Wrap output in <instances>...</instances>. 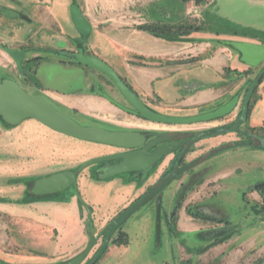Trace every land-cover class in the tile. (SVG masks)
<instances>
[{"label":"rangeland","instance_id":"rangeland-1","mask_svg":"<svg viewBox=\"0 0 264 264\" xmlns=\"http://www.w3.org/2000/svg\"><path fill=\"white\" fill-rule=\"evenodd\" d=\"M19 1H21L18 3L19 18L11 19L3 12V7L15 4V2L0 0V21L2 26L6 24L8 40L11 38L8 23L11 22L15 29L25 30L20 36H22L23 42L33 46L37 39L31 40L32 36L28 27V20L32 18L33 14L28 8L27 0ZM195 4H197L196 1ZM200 10L201 13L196 21L187 22L188 24L183 25L181 32H178V37L187 39L192 36L193 42L197 45H178L176 48L182 47L187 54H191V50L201 53L206 48L201 43H207L206 39L211 37L214 39L211 38L215 48L225 46L223 40L228 39L264 45V13L258 9L241 12L239 18L242 22L241 26L231 23L230 19L224 17L216 18L218 21L212 22L209 12L207 13L205 8H200ZM161 27L159 28L164 30L167 36H172L169 26ZM197 28H199L198 31H196ZM44 33L47 34V31ZM79 42L80 40L75 41L63 36L62 41L57 38L55 42L48 41L44 45L56 49H58L57 47L75 48ZM8 43L6 46L10 48L11 43ZM229 49L239 60L238 53L232 48ZM53 54L50 51L42 50L41 56L45 57L42 59L47 60L41 65L26 62L23 64V72L20 73L16 62L10 58V55L1 51L0 65L5 64L7 67H0V80L4 77L18 80L25 91L48 101L83 125L113 131L140 130L177 134L202 132L221 128L234 120L243 101H240L239 107L232 114L210 123L185 126L150 124L128 111L129 104L105 75L95 70L83 71L82 69H68L64 65H54L51 62ZM33 55L29 51L26 60L35 58ZM58 58L61 59V57ZM199 59H204L202 54ZM107 63L114 69L113 64ZM231 66L233 68H225L224 74L222 73L221 76L211 68L199 67L197 70L199 74L209 75L207 80L209 83H214L215 89L221 88L216 91V97L224 95L209 106L197 109L186 108L179 111L165 108L157 99L147 101L146 104L159 113L178 117H187L213 110L231 100L239 89L244 91L260 71V67L250 69L240 65L238 61L231 63ZM45 89L57 90L62 93L84 90L85 95H98L100 98L61 96L46 93ZM92 89H95L96 92L92 93ZM104 94L114 102L107 100ZM257 98L260 96L255 95L252 100ZM0 124L2 126L0 128L5 126L1 121ZM247 124L248 121L242 129L247 130ZM141 125L159 129L138 127ZM0 133H3L2 129H0ZM241 140V136L230 133L206 138L195 144L192 152L186 157V162L200 158L199 165L174 181L161 196L163 198V214H170L176 206L179 208L173 225H179L180 212L185 209L183 213L188 215H196L197 211H201L204 215L201 221L207 223L209 228H200V230L188 228L186 231L181 228H169L163 221L164 219L159 227L157 200L154 199L135 212L121 228V232L128 235L129 244L118 246L111 243L97 264H264V211L260 216H255L253 209L258 207L264 210V198L262 196L260 202H255L251 198V194L254 192L253 187L264 183V150H255L249 145L239 146ZM0 147L2 148L0 152L2 198L7 203L19 201L20 198H23L24 203L35 200L36 204L34 205H37L35 206L37 208L33 211L37 217L48 215L53 225L67 229V234H64L65 239L62 237L60 240V237H56L58 238L57 242L61 244V247L59 246L57 251L55 250L56 253L63 246L64 249L61 250V253H64L68 245L76 253L78 245L81 244L76 256L84 251L89 243L86 230L88 211L85 209V205L92 212L94 221L91 230L98 239L112 220L149 189L161 183L162 177L172 168L171 161L174 157V154L168 156L145 181L140 174L132 173L103 180L101 174L104 166L95 165L79 175L78 190L72 187L59 194L34 199L30 197L29 192L35 180L57 172L75 170L89 160L116 155L121 150L67 137L36 120H27L15 128H7L5 136L1 135L0 137ZM222 148H224L223 152H216ZM210 153L215 157L209 158ZM18 178H23V180L16 182L15 180ZM256 192L261 194V191ZM81 199L85 203L84 208L81 206ZM15 209L14 211H16ZM64 215H73L74 219L65 220L63 223L61 217ZM212 216L220 218V221L218 219H216L217 221L209 220ZM228 219L229 221H226ZM9 221L10 219L6 217L4 219L0 217V227H10ZM225 225H230L228 234H232V238L225 243L205 249L212 242L218 241L219 238H214L213 234L217 230L225 229L220 228ZM244 225L246 228H242ZM116 239H118V234L113 237V240ZM33 243L34 245L38 244ZM100 244L99 238L88 258L93 256ZM34 245L30 246L33 251L27 250L30 249L29 246L24 250H19L13 262L15 264H54L53 260L40 257L48 252L46 246L38 250L40 247ZM36 250H38L39 256L35 255L34 251ZM4 259H0V264H7ZM70 259L62 261L66 262ZM54 260L56 261L57 257Z\"/></svg>","mask_w":264,"mask_h":264},{"label":"crops","instance_id":"crops-1","mask_svg":"<svg viewBox=\"0 0 264 264\" xmlns=\"http://www.w3.org/2000/svg\"><path fill=\"white\" fill-rule=\"evenodd\" d=\"M11 1H14L17 6L9 4L3 8L12 10L19 15L18 3L21 1ZM27 3L33 14L32 18L28 20L31 40L37 39V42L33 46L23 42L20 35L25 30L15 29L11 22L8 23V26L10 25L9 36H11L8 40L6 24L2 26L0 21V52L8 54L5 51L8 42L11 43V49L25 51L26 55L31 51L34 57H43L41 56L42 50L56 53V51L62 50L77 52L79 48L84 49L105 63L113 64L114 70L145 103L157 99L165 108L179 111L186 108L197 109L209 106L224 96H219V98L215 96L216 91L221 88L215 89L214 83L208 82V74H199L197 71L199 67L211 68L220 76L222 73L224 74L225 68L232 67L231 63L238 61L240 65L247 67L240 58L239 60L236 58L229 47L218 46L215 48L212 37L213 40L210 38L206 39L207 43H201L206 46L201 53L191 50V54H187L182 47L176 48L178 45H197L193 42L192 36L187 39L178 37V32H181L183 25L196 21L201 13L200 8H205L207 13L209 12L212 22L218 21L216 18L224 17L230 19L231 23L240 26L242 25L239 19L241 12L258 9L264 13V0H205L197 4H195V0H27ZM74 6L78 7L91 31L83 33L76 29L71 14ZM143 26L154 28L169 26L172 36H158L141 29ZM45 31L47 34L44 33ZM63 36L75 41L80 40V42L75 48L57 47L58 49H56L44 45L48 41L55 42L57 38L62 41ZM228 40L230 41V39ZM201 54L204 58L202 60L199 59ZM10 58L13 60L11 56ZM45 60L47 59L38 64L41 65ZM51 62L54 65H64L68 69L87 71L83 66L65 63L62 58L57 56H52ZM0 67L6 68L7 66L2 64ZM77 78L82 80L80 77ZM83 91L62 93L57 90L45 89L46 93L61 96L100 98L98 95H85L86 92ZM258 95L260 98L254 103L250 116L249 125L251 127L264 126V81L260 85ZM0 129L3 131L0 133V137L1 135L5 136L7 128L4 126ZM1 149L0 147V152ZM251 198L255 202L261 201V195L256 191L252 192ZM34 204H36L35 200L30 203L16 201L0 204V217L10 219L9 224L11 225L7 228L0 227V259L5 258L4 262L6 260L7 264H15L13 259L18 255L19 250H24L29 246L30 249L27 250L33 251L30 247L31 244L34 245L33 242L38 243L34 245L40 247L38 250L46 246L48 252L40 257L41 259H51L54 264H60V262H64L62 260L76 256L81 244L78 245L76 253L69 245L64 253H61L64 246L56 253L57 247H61L56 237H60V240L62 237L65 239L64 234H67V229L53 225L48 215L37 217L33 211L36 210L35 206L37 205ZM184 211L185 209L180 212L178 228L185 231L188 228H192V230L209 228L207 223L201 221L204 217L188 215L183 213ZM61 218H63V223L65 220L74 219L73 215H64ZM38 250L34 252L39 256ZM29 254L31 255V252ZM55 257H57L56 261Z\"/></svg>","mask_w":264,"mask_h":264},{"label":"water","instance_id":"water-1","mask_svg":"<svg viewBox=\"0 0 264 264\" xmlns=\"http://www.w3.org/2000/svg\"><path fill=\"white\" fill-rule=\"evenodd\" d=\"M3 12L10 18L19 17V15L12 10L4 9ZM71 14L74 18V25L78 31L83 33L91 31L87 21L83 18L77 6L72 8ZM158 36L165 37L163 35ZM223 45L234 49L238 53L240 60L246 64L248 68H257L263 65V70L252 82V85L244 98L241 116L233 126V130L237 131L249 117L252 96L259 85L260 77L264 75V45L234 40H223ZM5 51L16 62L18 71L20 73L23 72V62L26 60V52L16 51L9 47H6ZM76 58L79 65L105 75L114 84L132 108L130 111L150 123L170 126L210 123L232 114L240 104V94H237L227 103H224L223 105L210 111L201 112L187 117L168 116L151 109L126 85L119 74L104 61L95 57L86 56L82 50H79L76 54ZM105 97L110 102H113V100L108 96ZM0 119L13 127H17L27 120H36L47 128L73 139L118 149L134 150L120 155L95 158L81 164L75 170L61 171L41 177L34 181L29 192L37 197L59 194L72 187L78 190V177L82 172L92 166L116 160L121 161L115 166L102 169L101 178L103 180L114 178L125 173L140 172L143 174V179H145L164 156L173 154L181 146H183V144H179L173 147H160L156 149L158 145L167 141L168 138H158L147 142L148 137L151 135L150 131H113L101 127L83 125L68 113L54 107L48 101L28 93L22 88L18 80L11 77H4L0 80ZM211 131L212 130H208V132L202 131V134L197 137L195 142H201L206 138L225 133V130H218L216 132ZM261 143L264 147V140ZM189 148L190 145L186 147L185 151L181 155L175 166V170L172 171L164 181H162L157 187H154L144 193L112 221V223L108 226V233L101 249L89 264H97V262L108 250L114 235L117 232H121L120 227L126 223L132 214L137 212L146 203L153 200L161 191L176 181L179 177L199 165L201 159L197 158L185 166H180L181 160L186 155ZM154 149L156 150L152 152ZM211 155L212 153H210L208 157L211 158ZM253 189H264V183L254 186ZM161 202L162 201L159 198L157 204V223L159 227L161 225ZM88 232L90 236V243L86 249L78 256H75L61 264L84 263L86 256L94 244V238L90 232V228H88ZM228 233L229 229L226 230V228L223 230H217V232L215 231L213 237L219 238L218 241L212 242L205 249H209L230 240L233 235Z\"/></svg>","mask_w":264,"mask_h":264},{"label":"flooded vegetation","instance_id":"flooded-vegetation-1","mask_svg":"<svg viewBox=\"0 0 264 264\" xmlns=\"http://www.w3.org/2000/svg\"><path fill=\"white\" fill-rule=\"evenodd\" d=\"M23 49H25V48H23ZM79 50H82L83 51V53L86 55V56H91V57H95V58H98L96 55H94L93 53H87L84 49H78L77 50V52L75 51H65V50H62V51H60V52H56V53H54V52H52L51 51V53H54L53 55L54 56H57V57H61L62 59H63V61H65V63H69V64H72V65H77V66H81V65H79L78 64V62H77V58H76V54L79 52ZM60 54V55H59ZM52 55V56H53ZM27 56V55H26ZM44 58V57H43ZM98 59H100V58H98ZM42 60H44V59H42V57H35V58H33V59H29V60H25L24 62H23V64L24 63H26V62H33V63H35V64H38L40 61H42ZM101 60V59H100ZM103 61V60H102ZM84 67V66H83ZM84 68H86V70L88 69V70H92V69H89V68H87V67H84ZM263 70V65H261L260 66V71H259V73L256 75V77H258L259 76V74H260V72ZM242 72H245V70H242ZM245 75V74H244ZM120 76V75H119ZM264 76V75H263ZM263 76H261L260 77V79H259V85H258V87L263 83H260V81H261V79H262V77ZM121 77V76H120ZM122 78V77H121ZM256 79V78H255ZM254 79V80H255ZM122 80L126 83V85L134 92V90H133V88L122 78ZM253 80V81H254ZM252 81V82H253ZM264 81V80H263ZM252 82L250 83V85L247 87V88H245L244 89V91H242V90H238L237 91V93H236V95L237 94H240V101L241 100H243L242 101V103H241V106H240V110H239V112H238V114H237V116H236V118L234 119V120H232L231 122H228V123H226L224 126H222L221 128H215V129H213L211 132H216V131H218V130H225V133H223L224 135H227V134H230V133H234V134H236V135H238V136H241L242 137V140L239 142V146H245V145H249V146H251L253 149H255V150H259V151H263L262 149H259L258 147L256 148V145H261L262 143V139H264V126H260V127H251L250 125H249V121H250V116H251V106H250V114H249V117H248V119H247V121H248V124H247V130H244V129H242V127L243 126H245V124H246V122L243 124V125H241L240 127H239V129L237 130V131H234L233 130V126H234V124L239 120V118H240V116H241V113H242V108H243V102H244V98H245V96H246V94H247V92H248V90H249V88H250V86L252 85ZM258 87H257V89H256V91L254 92V94H253V96H252V98H254L255 97V95H258V91H259V89H258ZM91 92L92 93H95L96 91H95V89H92L91 90ZM136 95H138L136 92H134ZM104 96H108V95H105L104 94ZM234 97V96H233ZM242 97H243V99H242ZM258 99V98H257ZM256 99V100H257ZM108 100V99H107ZM253 101L254 100H252L251 101V105L252 104H254L253 103ZM114 102V101H113ZM130 107V106H129ZM239 107V106H238ZM253 109V108H252ZM130 110H132V108L130 107V109L128 110L129 112H131ZM132 113V112H131ZM134 114V113H133ZM225 118V117H224ZM142 119V118H141ZM222 119V118H221ZM218 120H220V119H218ZM215 121H217V120H215ZM212 122H214V121H212ZM147 123H150V122H147ZM150 124H152V123H150ZM159 126V125H158ZM138 127H140V128H145V129H155V130H157V129H159V128H147L146 126H143V125H141V126H138ZM262 128V129H261ZM131 131V130H130ZM132 131H138V130H132ZM206 132H208V130L206 131ZM151 135L148 137V140H147V142H149V141H151V140H153V139H158V138H168V140L167 141H165V142H163V143H161L160 145H158V147H156V149L157 148H160V147H173V146H175V145H179V144H183V146H181L176 152H174L173 154H174V157H173V159H172V161H171V165H172V168L170 169V171L168 172V173H166L165 174V176H163L162 177V181H164L168 176H169V174L172 172V171H174L175 170V166H176V164H177V162L179 161V159H180V157H181V155L183 154V152L185 151V149H186V147L188 146V145H190V148L188 149V152L186 153V155L183 157V159L181 160V163H180V166H185V165H187L188 163H190V162H192V161H194V160H196V159H194V160H192V161H190V162H186V157L192 152V148H193V146L195 145V144H197L198 142H195V140L197 139V137L200 135V134H202V132H195V133H186V134H177V133H166V132H151L150 133ZM156 149H154V150H152V152L153 151H155ZM223 150H224V148H222ZM121 150V152H119L118 154H116V155H120V154H124V153H128V152H132V151H134V150H124V149H120ZM170 156V155H169ZM168 156H164L157 164H156V166L153 168V170L151 171V173L145 178V179H143L144 181L145 180H147L151 175H152V173L154 172V171H156L157 170V168H158V166L161 164V163H163L164 162V160L167 158ZM212 157H215V156H212ZM121 160H116V161H111V162H106V163H102V164H99V165H103L104 166V168H109V167H111V166H115V165H117L119 162H120ZM132 174H134V175H141V176H143V174L140 172V173H132ZM143 178V177H142ZM161 181V182H162ZM171 185V184H170ZM169 185V186H170ZM168 186V187H169ZM157 187V186H156ZM168 187H166L163 191H161L154 199H156L157 200V204H158V199L160 198L161 199V222H162V220L163 221H165V224L169 227V228H178V226L176 225H173V221L175 220V218H176V216H177V210L179 209L178 208V206H176L175 208H173L172 209V211H171V213L170 214H163V198L161 197L162 195H163V193H164V191L168 188ZM152 189V188H151ZM151 189H149V190H151ZM148 190V191H149ZM261 190H263V189H259V190H254L253 189V191H261ZM32 195V194H31ZM261 195V197H262V194H260ZM32 196H34V195H32ZM34 199L35 198H38L37 196H34L33 197ZM153 199V200H154ZM22 201H23V198H20L19 199V203H22ZM81 201V206L84 208V205H85V203L82 201V200H80ZM152 201V200H151ZM150 201V202H151ZM150 202H148V203H150ZM4 203H6L5 202V200L2 198V196H1V190H0V204H4ZM148 203H146V204H148ZM146 204L144 205V206H146ZM132 205V204H131ZM130 205V206H131ZM143 206V207H144ZM85 209L88 211V220H87V223H86V230H87V232H88V228H90V232L92 233V230H91V225L93 224V215H92V212H91V210H90V208H88L86 205H85ZM142 208V207H141ZM140 208V209H141ZM254 209V212H255V216H260L261 215V212H263L264 210L263 209H259L258 207H255V208H253ZM135 214V213H134ZM134 214H132L128 219H130ZM196 215H201L202 217L204 216L203 215V213L201 212V211H197V213H196ZM216 219H218V218H216L215 216H212V217H210L209 218V220H212V221H217ZM219 221H220V218L218 219ZM113 221V220H112ZM112 221H111V223H112ZM226 221H229V219L228 220H226ZM127 222V221H126ZM110 223V224H111ZM109 224V225H110ZM125 224V223H124ZM123 224V225H124ZM108 225V226H109ZM123 225L120 227V228H122L123 227ZM108 226H107V228L102 232V234H101V236L99 237L100 238V240H101V244H100V246L98 247V249L94 252V254H93V256L92 257H90V258H88V256H89V254L92 252V250L95 248V246H96V244H97V240H99V238L97 239V237H95L94 235H93V233H92V236H93V238H94V244H93V247H92V249L90 250V252L88 253V255L86 256V258H85V261H84V263L85 264H89L94 258H95V256H96V254L99 252V250L101 249V247H102V245H103V243H104V241H105V238H106V235H107V233H108ZM161 226V225H160ZM234 226V225H233ZM213 228H215V227H213ZM218 228V227H217ZM220 228H231L230 227V225H225V226H222V227H220ZM238 228H241L240 226H238ZM242 228H246V226L244 225ZM221 230H223V229H221ZM226 230H228V229H226ZM123 232H117L116 234H118V237L122 234ZM88 237H89V243H90V236H89V232H88ZM114 240L112 239V241H111V243L113 242ZM88 243V244H89ZM115 245V244H114ZM88 246V245H87ZM124 246H127V245H124ZM86 249V248H85ZM84 249V250H85ZM83 252V251H82ZM81 252V253H82ZM88 258V259H87ZM99 262V261H98ZM97 262V263H98ZM83 263V264H84Z\"/></svg>","mask_w":264,"mask_h":264},{"label":"trees","instance_id":"trees-1","mask_svg":"<svg viewBox=\"0 0 264 264\" xmlns=\"http://www.w3.org/2000/svg\"><path fill=\"white\" fill-rule=\"evenodd\" d=\"M195 1H196L197 3H201V2H202V0H195ZM141 29H143V30H145V31H149V32H151V33H153V34H156V35H166V34H167L164 30H162V29H160V28H154V27H150V26H143V27H141ZM198 30H199V28L196 29V31H198ZM263 80H264V76L262 77L260 83H262ZM255 102H256V99L253 101V103H255ZM253 106H254V104L251 105V110H252ZM0 121H2V120L0 119ZM2 122H3V121H2ZM3 123H4V125L6 126V128H9V129L15 128V127H13V126H10V125L6 124L5 122H3ZM261 129H262V128H261ZM263 140H264V139H262V141H263ZM257 147H258L259 149L264 150V147L262 146V144H261V145H256V148H257ZM223 151H224L223 149H220V150H218V151H216V152H217V153H221V152H223ZM211 156H213V155H211ZM22 180H23V178H18V179H16L15 181H16V182H21ZM261 194H262V196H263V198H264V189L261 190ZM30 197L33 198L34 196H32V195L30 194ZM23 201H24V200H23ZM127 239H128V235L122 233V234L118 237V239L114 240L112 243L115 244V245H118V246H120V245H128L129 242L127 241Z\"/></svg>","mask_w":264,"mask_h":264},{"label":"bare ground","instance_id":"bare-ground-1","mask_svg":"<svg viewBox=\"0 0 264 264\" xmlns=\"http://www.w3.org/2000/svg\"><path fill=\"white\" fill-rule=\"evenodd\" d=\"M152 124H154V123H152ZM157 125V124H156Z\"/></svg>","mask_w":264,"mask_h":264}]
</instances>
